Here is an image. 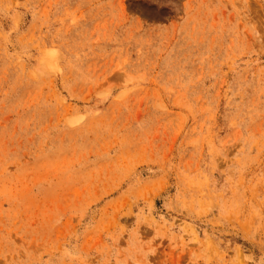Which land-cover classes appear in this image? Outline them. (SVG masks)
Masks as SVG:
<instances>
[{"label":"rangeland","instance_id":"obj_1","mask_svg":"<svg viewBox=\"0 0 264 264\" xmlns=\"http://www.w3.org/2000/svg\"><path fill=\"white\" fill-rule=\"evenodd\" d=\"M0 264H264V0H0Z\"/></svg>","mask_w":264,"mask_h":264}]
</instances>
